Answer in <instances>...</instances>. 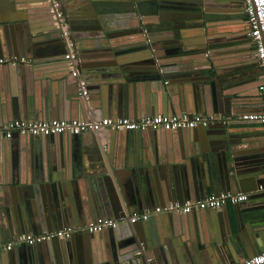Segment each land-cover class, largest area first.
<instances>
[{
  "label": "water",
  "instance_id": "1",
  "mask_svg": "<svg viewBox=\"0 0 264 264\" xmlns=\"http://www.w3.org/2000/svg\"><path fill=\"white\" fill-rule=\"evenodd\" d=\"M240 1L59 0L87 97L70 85L48 0H12L15 20L3 18L0 7V57L13 59L0 65V126L67 112L87 120L95 109L129 118L216 116L204 128L108 131L105 143L93 132L87 145L81 134L6 139L0 131V242L128 219L170 200L264 198V145L246 139L240 121L255 111L248 107L260 99L253 88L261 79ZM130 132L142 137L131 143ZM162 132L180 136L176 151L164 148ZM205 212L213 211H199L206 218L199 223L194 212L168 215L156 229L126 222L17 246L0 252V264H218L263 251V216L249 214V235L227 205L215 210L218 222Z\"/></svg>",
  "mask_w": 264,
  "mask_h": 264
},
{
  "label": "built area",
  "instance_id": "2",
  "mask_svg": "<svg viewBox=\"0 0 264 264\" xmlns=\"http://www.w3.org/2000/svg\"><path fill=\"white\" fill-rule=\"evenodd\" d=\"M244 5L245 22L248 27V36L252 40L255 55L261 72V82L259 92L264 98V0H241ZM49 14L53 20V25L58 29L64 44L65 53L63 61L70 76L76 80V88L79 96L87 97L88 86L84 79L78 78L79 59L77 56L76 43L69 30V26L64 12L60 8L59 0H48ZM13 59H0V65L11 63ZM216 116H203L181 114L180 116H145L140 118H103L99 117L92 120H60L49 121H21L13 120L0 126V131L4 138H11L12 135L19 136H50V135H80L85 132H97L105 134L108 131H144L147 129L173 131L178 129H195L207 127ZM245 119L257 121L264 124V112L250 113L244 116ZM248 195L243 193H224L215 197L207 196L194 201H171L153 209L132 214L128 219L121 217L118 219L99 218L95 222L84 226H73L62 228L42 235H20L11 238L7 242H0V252H7L20 245H34L52 238L65 239L80 232L98 233L107 229H115L121 224L145 223L152 217L168 215H186L199 211H215L224 206H236L247 202ZM238 264H264V251Z\"/></svg>",
  "mask_w": 264,
  "mask_h": 264
},
{
  "label": "crops",
  "instance_id": "3",
  "mask_svg": "<svg viewBox=\"0 0 264 264\" xmlns=\"http://www.w3.org/2000/svg\"><path fill=\"white\" fill-rule=\"evenodd\" d=\"M61 5H62V3H61ZM238 5L240 7L239 14L241 16H243V21L245 22L244 5H243L242 1H240ZM0 7H1V9H2L1 11H2V13L4 15L3 18L7 17L10 20L18 19L19 12L15 8V4H13L12 0H0ZM60 49H61V51L63 50L62 46L60 47ZM24 58L25 57H23V59ZM0 59H6V57L5 58L4 57H0ZM7 59H11V58L7 57ZM12 68H13L12 70H14V66ZM259 76H261V75H259ZM68 79L70 81V85L75 88L76 86H75L74 79L71 76H68ZM260 81H261V79L258 80V83L255 82V87L253 88V90H254L253 93L258 94L260 99L259 100H251L253 102L252 103L253 106L248 107V108H253L254 107L255 111H251V112L250 111H245V112H243L242 113L243 115L240 118V121L242 123H244V126H243V128H244L243 129L244 137L246 136L247 137L246 139H249L251 137L252 139H256L257 142H261L264 145V124H261L260 122H257V121H251V120H248V119L244 118V116H247L250 113L264 112V98L261 95V93L259 92V87L257 85V84L260 85ZM53 88L55 89L56 94H57L58 93L57 90L59 89L57 84L53 85ZM60 92H62V90ZM64 93H66V91ZM251 93H252V90L251 91L248 90L247 92H245V94H247V95H250ZM95 110H92V115L90 117H87V118L85 117V119L92 120V119H96V118H99V117H103V118H129L127 116H102V115L98 114V111H95ZM157 115H161V114H157ZM157 115H154V116H157ZM72 116L73 115H71L70 112H67L66 117H64V118H54V119H60V120L79 119V118L72 117ZM218 117H222V114L218 113ZM137 118H140V117H137ZM54 119H52V120H54ZM21 121H24V120H21ZM42 121H47V119L42 120ZM134 133H136V132H130L128 134L129 136H126V139L128 137V139H129V141L131 143H133L134 140H136L137 137H142V136H140V134H137V136H134V135H136ZM162 134H163L164 148L165 149H169L170 152L174 151V150L176 151L179 148L180 136H178V134H175V133L174 134H165V133L162 132ZM99 135H100L99 137L101 138V142L105 143L106 142V133L105 134H99ZM141 135H144V134L142 133ZM91 136H92L91 132L82 133L81 136H80L82 138V140H83L82 143L85 144V145L89 144L90 141H91ZM144 137H147V136H144ZM1 153H2V151L0 150V162H1V159H2L1 158L2 154ZM176 171L178 173V170H176ZM222 194H224V193H222ZM171 201H180V200H170V201H167L166 203L171 202ZM187 201H194V199L187 200ZM166 203H164V205ZM157 206H159V205H157ZM160 206H162V205H160ZM233 207H234L235 210H233ZM248 209H253V211L250 212V211H248ZM228 211H229V217H230L232 222L234 221V211L237 212V215H241L243 223L240 222V229L242 231H244L246 234L249 233V235H250L251 234V226H249V221H250L249 220V214L250 213L254 214V217L255 216H259V217L263 216L264 217V198L261 199V200H256V201H247L246 203L241 204V205H236V206H230L229 205L228 206ZM205 213L206 214L210 213V215H211V216H209V217H211L210 219L215 220L216 222L220 221L219 220L220 218L218 217V214L215 211H213V212H205ZM193 215H196V218H194V219H196V221H198V223L200 222L201 217H204V219H206L205 216H204V213H203V216H201V214L199 212H194ZM165 219L166 218H164V216L152 217L144 225L145 226L148 225L149 227H151L153 229H156L158 226H160L162 224V221H165ZM122 227H125V226H121V228ZM261 237H262L261 246H262L263 251H264V238H263V236H261ZM75 239H77V238L75 237L74 240ZM1 256H3V254H1ZM236 256H237V257H235L236 259H234L236 261L231 260L230 263H228V262L224 263L222 260L219 259V263L218 264H238V263L242 262L243 260H245L247 258H250V257H252L254 255H252V253H250V254L248 253V255L247 254L246 255L242 254V255H236Z\"/></svg>",
  "mask_w": 264,
  "mask_h": 264
},
{
  "label": "flooded vegetation",
  "instance_id": "4",
  "mask_svg": "<svg viewBox=\"0 0 264 264\" xmlns=\"http://www.w3.org/2000/svg\"><path fill=\"white\" fill-rule=\"evenodd\" d=\"M252 41V40H251ZM252 50H254V47H253V49ZM261 73V72H260ZM27 235V234H26ZM30 235H32V234H30ZM35 245V244H34ZM34 245H31V246H34ZM20 246H29V245H25V244H23V245H20ZM15 248V247H14ZM13 249V248H12Z\"/></svg>",
  "mask_w": 264,
  "mask_h": 264
}]
</instances>
